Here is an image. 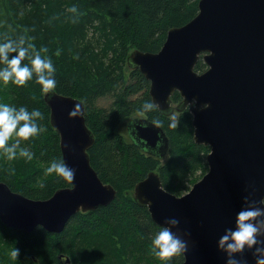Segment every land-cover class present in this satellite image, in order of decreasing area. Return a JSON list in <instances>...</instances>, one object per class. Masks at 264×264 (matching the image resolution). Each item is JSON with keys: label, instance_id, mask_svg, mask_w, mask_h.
<instances>
[{"label": "trees", "instance_id": "trees-1", "mask_svg": "<svg viewBox=\"0 0 264 264\" xmlns=\"http://www.w3.org/2000/svg\"><path fill=\"white\" fill-rule=\"evenodd\" d=\"M198 1L0 0V41L23 36L26 45L35 46L30 51L47 48L41 55L51 57L56 69L53 90L83 102L86 125L94 135L90 164L116 191L107 206L77 213L60 233L41 227L12 230L0 221V264H63L66 259L69 264H164L150 248L159 226L147 208L133 200V187L155 171L166 191L176 196L187 193L208 171L209 148L194 142L188 110L176 114L175 127L170 126L174 116L165 117L156 107L137 111L151 100L149 81L138 69H129L126 59L134 49L158 52L170 29L197 15ZM22 63L30 61L25 58ZM206 68L200 57L194 71ZM44 95L35 73L24 85L0 81V102L39 108L43 114L37 118L40 133L21 140V147L34 153L31 160L19 154L9 160L0 151V181L13 192L38 200L70 187L69 181L45 172L48 162L62 155ZM171 100L179 103V93ZM137 114L150 122L163 121L168 138L164 156L147 153L119 131ZM14 248L17 256L12 255ZM182 262V253L168 259V264Z\"/></svg>", "mask_w": 264, "mask_h": 264}, {"label": "water", "instance_id": "water-1", "mask_svg": "<svg viewBox=\"0 0 264 264\" xmlns=\"http://www.w3.org/2000/svg\"><path fill=\"white\" fill-rule=\"evenodd\" d=\"M197 6L192 20L167 32L157 53L134 49L126 65L149 81V96L163 116L189 111L194 142L209 148L208 171L181 196L166 191L152 171L134 185L132 198L155 224L186 241L182 264H226L220 237L235 228L241 208L264 207V0H199ZM200 57L207 68L197 73ZM175 92L181 100L174 105ZM44 101L62 159L76 170L74 179L46 200L27 198L0 181V221L19 231L41 227L60 233L77 213L107 206L116 191L90 164L94 135L83 102L55 90L45 93ZM77 105L78 114L70 115ZM126 130L147 153L166 154L161 126L138 116ZM172 218L179 223L170 224ZM259 239L264 241V234ZM256 247L264 243L235 253L238 264H255L261 254Z\"/></svg>", "mask_w": 264, "mask_h": 264}, {"label": "clouds", "instance_id": "clouds-1", "mask_svg": "<svg viewBox=\"0 0 264 264\" xmlns=\"http://www.w3.org/2000/svg\"><path fill=\"white\" fill-rule=\"evenodd\" d=\"M75 11V7L71 9ZM35 46L25 44L23 36L17 39H4L0 41V81L7 84L11 81L17 85H24L36 76V83L41 85L42 91L47 93L56 87L55 67L51 57L41 55L47 52L43 47L39 50L30 51ZM15 53V55H10ZM27 58L29 63H22ZM154 107L152 100H145L137 111ZM79 105L75 106L70 115H77ZM37 118L42 119L43 114L39 108L28 109L26 105L17 107L14 104L0 102V151L9 159L19 156L31 160L34 153L27 146L21 147V140H28L30 137L40 133L41 127ZM156 126H161L163 121L153 120ZM171 127L176 126V120L172 119ZM17 139L9 143L12 137ZM75 169L69 166L63 159L53 158L48 162L45 172L56 174L57 177L71 181L75 176ZM260 203L264 205V198ZM264 216V207H245L241 208L235 218V228L226 230L218 241V248L223 249L226 254V264H238L234 258L235 253H242L245 249H253L254 246L264 243L259 237L264 234L261 231L264 221L259 217ZM170 224H178L179 220L172 218ZM150 248L155 257L159 258L164 264H168V259L173 255L182 253L187 249V243L180 236L174 233L168 226L161 225L152 235ZM255 251L261 253L257 256L255 264H264V247H256ZM13 256L18 255V250L13 249Z\"/></svg>", "mask_w": 264, "mask_h": 264}, {"label": "rangeland", "instance_id": "rangeland-1", "mask_svg": "<svg viewBox=\"0 0 264 264\" xmlns=\"http://www.w3.org/2000/svg\"><path fill=\"white\" fill-rule=\"evenodd\" d=\"M137 115H139V114H137ZM136 115V116H137ZM172 119H175L176 121H177V119H178V116L177 115H174V117L172 118ZM129 119H126L122 124H121V126H120V128H119V131L121 132V133H123L125 136H128V133H127V130H126V124H127V121H128ZM166 160V159H165ZM63 264H65V263H63Z\"/></svg>", "mask_w": 264, "mask_h": 264}, {"label": "flooded vegetation", "instance_id": "flooded-vegetation-1", "mask_svg": "<svg viewBox=\"0 0 264 264\" xmlns=\"http://www.w3.org/2000/svg\"><path fill=\"white\" fill-rule=\"evenodd\" d=\"M5 226V225H4ZM6 227V226H5ZM8 228V227H7ZM8 229H11V228H8ZM12 230H14V229H12ZM16 230V229H15Z\"/></svg>", "mask_w": 264, "mask_h": 264}, {"label": "bare ground", "instance_id": "bare-ground-1", "mask_svg": "<svg viewBox=\"0 0 264 264\" xmlns=\"http://www.w3.org/2000/svg\"><path fill=\"white\" fill-rule=\"evenodd\" d=\"M157 53V52H156Z\"/></svg>", "mask_w": 264, "mask_h": 264}]
</instances>
